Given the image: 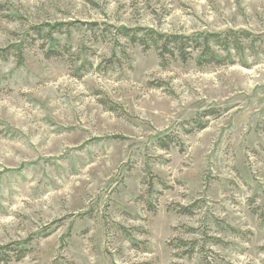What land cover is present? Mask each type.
<instances>
[{
	"label": "rangeland",
	"instance_id": "obj_1",
	"mask_svg": "<svg viewBox=\"0 0 264 264\" xmlns=\"http://www.w3.org/2000/svg\"><path fill=\"white\" fill-rule=\"evenodd\" d=\"M120 27L264 35V0H0V49L25 56L0 60V247L31 249L8 264H264V45L163 67Z\"/></svg>",
	"mask_w": 264,
	"mask_h": 264
},
{
	"label": "trees",
	"instance_id": "obj_2",
	"mask_svg": "<svg viewBox=\"0 0 264 264\" xmlns=\"http://www.w3.org/2000/svg\"><path fill=\"white\" fill-rule=\"evenodd\" d=\"M44 27L49 28V32H44ZM69 27L67 24L60 23L46 26H38L33 28L32 44L33 46L38 39L46 41L54 40L56 34H63L64 28ZM111 27V26H110ZM110 33V32H109ZM112 35V34H111ZM118 39L127 40L132 46H140L144 51L154 50L161 60L162 66L166 67L169 61H180L188 63L195 61L199 67L205 66H234L237 64L244 65L246 52L251 50L253 55H257V45H264V35H256L247 30L228 29L220 33H196L192 35L165 34L149 28H116V36ZM118 43V40H116ZM45 46H43V49ZM258 49V48H257ZM12 50L15 54H12ZM58 51H49L47 58L61 57ZM11 57H17L18 63L21 65L25 61L23 46H11L8 49H0V60L9 61ZM201 130L205 126H199ZM175 142L170 136L159 140L158 145L163 150H169L170 146ZM153 176L149 182L150 189L153 188ZM147 184V181H145ZM200 202L191 206H178L176 213L185 216H194L199 207ZM153 210V209H152ZM187 233H196L195 229L187 228ZM205 242L221 243L218 238L208 236V230L203 234ZM197 239L186 241L178 238L173 239L170 247L174 250L184 249L182 256H190L196 253L199 248L200 252H206V244L200 246ZM29 241L22 243H12L4 247H0V264H8L16 261L24 260L31 252L28 248ZM179 256V255H177Z\"/></svg>",
	"mask_w": 264,
	"mask_h": 264
}]
</instances>
